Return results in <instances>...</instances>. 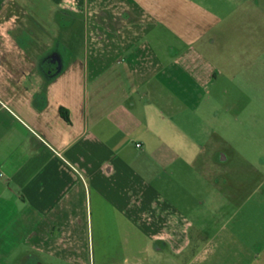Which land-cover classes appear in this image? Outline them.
<instances>
[{"label":"crops","instance_id":"crops-1","mask_svg":"<svg viewBox=\"0 0 264 264\" xmlns=\"http://www.w3.org/2000/svg\"><path fill=\"white\" fill-rule=\"evenodd\" d=\"M204 2L0 0V264H264L176 205L222 75Z\"/></svg>","mask_w":264,"mask_h":264},{"label":"rangeland","instance_id":"rangeland-1","mask_svg":"<svg viewBox=\"0 0 264 264\" xmlns=\"http://www.w3.org/2000/svg\"><path fill=\"white\" fill-rule=\"evenodd\" d=\"M206 1L222 18L213 32L220 46L223 62L218 67L222 75L217 96L202 112L206 123L197 130L201 142L188 146L193 154L200 152L209 158L206 168L203 158L193 167V171H205L206 175L201 179L194 174L187 177L184 193L175 194L176 205L193 222L198 221L206 238L223 231L237 236L245 246L262 248L264 0ZM62 18L65 25H71V19Z\"/></svg>","mask_w":264,"mask_h":264},{"label":"built area","instance_id":"built-area-1","mask_svg":"<svg viewBox=\"0 0 264 264\" xmlns=\"http://www.w3.org/2000/svg\"><path fill=\"white\" fill-rule=\"evenodd\" d=\"M137 147H140V145H137ZM0 177H3V173L0 172Z\"/></svg>","mask_w":264,"mask_h":264}]
</instances>
